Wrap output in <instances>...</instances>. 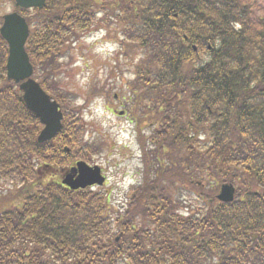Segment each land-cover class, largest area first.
I'll use <instances>...</instances> for the list:
<instances>
[{
	"label": "trees",
	"instance_id": "16d2710c",
	"mask_svg": "<svg viewBox=\"0 0 264 264\" xmlns=\"http://www.w3.org/2000/svg\"><path fill=\"white\" fill-rule=\"evenodd\" d=\"M18 12L30 28L33 78L63 118L57 136L37 144L42 126L6 79L0 37V264H264V6L47 0ZM95 28L118 44L132 75L126 106L143 173L123 209L59 182L107 149L87 138V104L59 74ZM104 88L91 96L108 101ZM43 166L53 169L47 181ZM224 184L235 188L231 203L215 198Z\"/></svg>",
	"mask_w": 264,
	"mask_h": 264
},
{
	"label": "rangeland",
	"instance_id": "374dc122",
	"mask_svg": "<svg viewBox=\"0 0 264 264\" xmlns=\"http://www.w3.org/2000/svg\"><path fill=\"white\" fill-rule=\"evenodd\" d=\"M251 2L256 6H264V0H242ZM12 5L7 2L0 3V18L12 12ZM105 33L93 29L70 51L71 63L64 64L59 72L62 86L77 95L83 109L82 116L87 129L86 136L101 137L107 144L104 154L91 159L90 165L102 169L107 178L106 185L95 188L111 195L110 202L121 209L129 203L133 187L142 181V152L135 144L133 124L126 116L119 113L126 111L125 102L128 99L129 89L126 81L130 74L119 73L118 63L122 60L117 54L119 49L107 41L106 45H99V40H105ZM110 73L115 76L109 79ZM105 86L104 92L110 91L107 101L101 96H91L94 88ZM117 96L118 100H113ZM88 97L90 100L88 101ZM129 118L131 117L130 110ZM144 131H148L146 128Z\"/></svg>",
	"mask_w": 264,
	"mask_h": 264
},
{
	"label": "water",
	"instance_id": "95a60500",
	"mask_svg": "<svg viewBox=\"0 0 264 264\" xmlns=\"http://www.w3.org/2000/svg\"><path fill=\"white\" fill-rule=\"evenodd\" d=\"M46 0H14L15 7L22 9H42ZM0 35L8 46L6 61L7 78L22 91V100L44 128L37 137L38 143L52 140L61 129L62 114L56 102L41 89L32 79L33 69L25 52V43L29 36V29L25 20L17 13L3 17ZM104 178L98 167H89L84 162H77L64 176L62 184L72 191L84 189L93 185L101 186ZM234 189L231 185H223L217 199L220 202L233 201Z\"/></svg>",
	"mask_w": 264,
	"mask_h": 264
}]
</instances>
